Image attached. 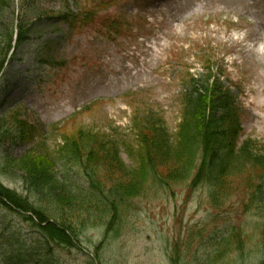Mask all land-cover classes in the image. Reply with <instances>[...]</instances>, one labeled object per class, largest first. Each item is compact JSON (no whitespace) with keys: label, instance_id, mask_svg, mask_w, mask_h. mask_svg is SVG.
<instances>
[{"label":"rangeland","instance_id":"obj_1","mask_svg":"<svg viewBox=\"0 0 264 264\" xmlns=\"http://www.w3.org/2000/svg\"><path fill=\"white\" fill-rule=\"evenodd\" d=\"M63 1L75 9V0H4L0 9V63L10 57L0 77V118L17 128L24 122L20 124L26 131L33 132H24L23 140L16 142L0 140V186L34 208L42 205L39 209L48 218L24 213L0 195V264H17L18 257H25L26 264L41 262L46 255L58 264H264V179L251 175L255 173L238 178L236 193L214 208L202 174L190 180L181 168L167 163L160 173L171 178L165 182L150 176L139 188L135 181L129 185L121 180L119 172L108 171L106 177L93 165L105 195L114 199L111 192L117 189L129 197L114 203H122L124 211L111 219L108 202L84 198L91 200L88 208L78 199L80 194L72 188L88 185L86 173L58 154L67 137L96 132L118 141L120 160L135 172L139 147L132 136L134 124L144 123L153 113L174 134L187 112L183 80L204 74L205 66L237 97L233 101L242 110L229 130V118L214 111V139L249 138L264 146V0H124L72 34L64 25L44 19L62 10ZM16 15L30 35L12 56H4L1 29L10 31ZM226 16L235 17L239 26L224 24ZM113 18L121 21L124 35L101 28ZM45 43L51 45L54 65L41 61ZM130 93L137 95L124 98ZM86 107L92 108L83 112ZM34 117L47 139L41 146ZM122 141L134 151L121 146ZM27 155L31 158L23 160ZM87 171L91 173L92 166ZM110 179L114 182L108 184ZM254 189L258 191L250 202ZM60 213L76 226L75 234L70 231L73 237L67 234L68 244L55 243L43 233L48 229L60 235L58 224L50 219ZM240 232L246 234L243 248L244 240L237 242ZM229 233L232 245L215 257V243ZM32 250L40 258L29 256Z\"/></svg>","mask_w":264,"mask_h":264},{"label":"trees","instance_id":"obj_2","mask_svg":"<svg viewBox=\"0 0 264 264\" xmlns=\"http://www.w3.org/2000/svg\"><path fill=\"white\" fill-rule=\"evenodd\" d=\"M103 2L104 0H83V2L82 0L74 1L76 8L85 10L86 14L91 17L96 15L95 7L105 6ZM0 5H2L0 9L5 7L6 4L4 3V0H0ZM66 8L67 9L62 12L44 15V19L49 20L55 14L56 16L61 17L63 15L62 13L69 12V5L67 3ZM65 18L67 17L65 16ZM1 34L2 40L4 41L3 46L6 47L4 56H8L9 53H11L12 56L16 49L28 40L30 35L29 29L23 24L21 18L19 19L18 15L16 16L15 24L11 27V30L8 31L7 28H2ZM41 52L42 56L48 53V57L45 59H47L48 62H52V57L48 51L45 53L41 50ZM3 63L4 61L0 63V71L3 67ZM203 69L204 74L199 76L190 75L183 80L185 97L184 106L185 111L187 112L184 114L183 118H180L174 134L170 133L162 118L157 116L154 117L153 113H148L150 115L149 119H145L144 123L134 124L132 136H134L136 147H139L138 151L135 150V155L139 156V158H137L139 163H137L136 166L138 169L135 168V172L134 169L131 170L127 168L120 160L119 152L117 150L119 146L118 141L106 140L105 136H100L98 133L91 131L87 133L86 136H82L80 133L76 132L72 137H67L65 139V146L61 149V153L58 154H64L67 156L69 162H77L85 171V176L89 180L88 185L85 187H73L72 189H75L80 194L78 199H82L88 208H91L89 206L91 200H88L87 203V199L85 200L84 198H91L100 203H104V205L108 202L109 207L106 206L108 208L106 214L112 219V216H118L124 211V208L120 207L122 203L119 205L114 203L125 202L126 198H129L125 195L127 194L126 191H119L117 189H115V192L121 198L115 199V196L117 195L114 194V192H111L114 199H110L109 196H107V193L105 195V193L99 188L100 184H97L100 182V177L95 176L93 165L100 167L104 174L106 172V177H109V174L107 173L108 171H117L119 172V176L122 177L121 180H125L129 185L135 181L140 184L139 188L146 184L145 182L147 178L151 180L150 176L157 179H164L165 182L167 178H171L168 175L164 176L160 173V169L166 167L167 163L168 166L175 165L176 167L181 168L180 170L183 174L185 172V177H188L190 180L198 174H202L204 183L209 184V199L214 208L223 205L234 193H236L235 189L237 190V188L235 184L238 182L237 179H243L244 174L249 175L253 172L255 174H251L252 176L256 175L259 179H264L263 145H259L258 142L249 138L240 142L236 140L235 137L234 140L232 139L233 141H230V139L225 141L217 135L220 140L214 139L218 133L216 130L217 123L216 121H213L214 111L216 113L224 114L225 117L229 118L226 121V130H229L234 129L238 123L237 108L227 88H225L219 80H215L213 74L209 72L210 70L208 67L205 66ZM209 78H214L213 82H211V79ZM214 81H216L215 84H218V89H216V86L213 87ZM91 108L92 107H86L83 112H88ZM15 121L18 122L17 117ZM71 122H76V120H72ZM20 123L23 125L24 122H19V124L14 122V124H18L20 127L17 128L15 125L6 122L5 117L2 116L0 118V129L3 128V132L0 135V140H4V142H16V140H23L25 136L24 132L26 134L29 133L30 135L33 133L30 128H28L29 131H26L27 128L25 129ZM68 124L69 123H65L63 126ZM219 124L222 125L223 123ZM35 127L39 129L38 138L40 139V142L37 143V146H41L47 142V139L41 136L43 135L42 127L38 124H36ZM55 128L53 127L52 129L55 130ZM61 128L58 130H61ZM21 131L23 135L20 134ZM120 144L130 152L134 151V147L128 145V142L122 141ZM171 155L173 156L170 157ZM106 157L110 158V160ZM157 157L162 159L158 161ZM30 158L29 155H27L23 160ZM173 158L176 161L170 160ZM113 162L116 163L120 169L114 168L115 165ZM48 166L51 165L48 164ZM90 166H92L91 173L87 171ZM250 178H248V180H250ZM106 182L109 184L114 181L110 179L109 181L106 180ZM113 188H115L114 185ZM37 191L39 192L40 198L43 197L42 193L44 189H37ZM254 191L255 192L249 194L250 202H252V199L257 194L258 190L254 189ZM0 195L5 201L7 200L12 206L18 208L24 213H32L40 220L42 218H47L44 215L45 212L39 209L43 207L40 204L37 208H34L29 205L30 202L21 197H17L10 191L3 189L1 186ZM99 195L103 200L99 199ZM71 200L72 199H70V201ZM217 201H220V204ZM88 208H86L85 212H90L92 210ZM63 210L64 209H62V211ZM76 210L81 211L82 209L78 208ZM53 216L54 217L50 219L59 225L55 224L60 235L55 233L53 236L48 229H43L44 232H42L48 239L55 243L68 244L71 235L70 231L72 229L75 234L76 226L73 227L72 223L67 221L65 215H62L61 213L59 217H56V215ZM22 217L27 218L24 214H22ZM72 222L75 223L74 221ZM260 224H264L263 216L261 217ZM258 229L259 228L255 230ZM259 230L263 229L261 228ZM231 234L232 233H229L225 237L219 238L215 243L216 251L213 253L215 257H220L221 253H223L222 251L226 247L232 245L233 238ZM237 236L239 239L237 242L244 240L240 243V246L244 245L246 243V234L240 232ZM27 253L31 257L40 258L39 256L33 255L34 250ZM24 259L25 257H18L16 258V263L26 264L24 263ZM41 260V262L39 259H36V261L30 260L27 264H33L34 262H36V264H58L52 261L50 255H46L44 259L42 258Z\"/></svg>","mask_w":264,"mask_h":264}]
</instances>
